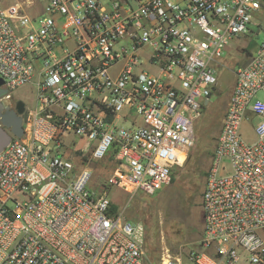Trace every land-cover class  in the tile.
<instances>
[{
	"label": "built area",
	"instance_id": "2783aa9c",
	"mask_svg": "<svg viewBox=\"0 0 264 264\" xmlns=\"http://www.w3.org/2000/svg\"><path fill=\"white\" fill-rule=\"evenodd\" d=\"M262 11L264 0H0V101L15 107L30 84L36 99L0 150V264H146L144 223L108 187L172 181L217 69ZM244 49L202 190L200 249L167 247L159 264H264V41ZM99 163L104 191L90 188Z\"/></svg>",
	"mask_w": 264,
	"mask_h": 264
},
{
	"label": "rangeland",
	"instance_id": "374dc122",
	"mask_svg": "<svg viewBox=\"0 0 264 264\" xmlns=\"http://www.w3.org/2000/svg\"><path fill=\"white\" fill-rule=\"evenodd\" d=\"M255 22L257 24L252 25L255 34L243 36L233 42L232 48L224 57V65L217 69L216 90L210 103L205 106L195 121V144L183 164L174 168L172 181L153 193L138 191L134 195H128L115 186L108 187L114 206L119 209L127 207L128 218L144 223L147 230L146 264H159L163 249L167 247L174 254L200 249L204 226L201 207L204 182L235 86L236 67L247 60L242 53V47L245 48L244 52H247L248 48L253 50L256 43L264 41V29L257 33L259 25L264 27V11ZM259 96L262 97V94ZM13 98L22 99L27 107L34 108L36 102L34 86L30 84L17 89ZM243 131L248 138H253L254 135L248 123L244 124ZM101 165L94 164L95 174L90 181L92 190L104 191L107 188L106 180L111 170ZM146 216L149 228L146 226Z\"/></svg>",
	"mask_w": 264,
	"mask_h": 264
},
{
	"label": "water",
	"instance_id": "95a60500",
	"mask_svg": "<svg viewBox=\"0 0 264 264\" xmlns=\"http://www.w3.org/2000/svg\"><path fill=\"white\" fill-rule=\"evenodd\" d=\"M3 83V79L0 78V97L7 93L6 89L1 87ZM208 103L209 99L206 101V104ZM26 109V102L22 99L16 101L15 107L3 105L0 107V150L9 142L11 133L18 137L23 135Z\"/></svg>",
	"mask_w": 264,
	"mask_h": 264
},
{
	"label": "trees",
	"instance_id": "16d2710c",
	"mask_svg": "<svg viewBox=\"0 0 264 264\" xmlns=\"http://www.w3.org/2000/svg\"><path fill=\"white\" fill-rule=\"evenodd\" d=\"M114 207H115V206H114ZM115 208H116V207H115ZM116 209H117V208H116ZM149 217H150V216H149ZM147 220H148V219H147V216H146V226H147V228H149V227H148V222H147ZM146 231H147V230H146ZM173 232H174V231H173ZM146 236H147V232H146Z\"/></svg>",
	"mask_w": 264,
	"mask_h": 264
},
{
	"label": "bare ground",
	"instance_id": "6f19581e",
	"mask_svg": "<svg viewBox=\"0 0 264 264\" xmlns=\"http://www.w3.org/2000/svg\"><path fill=\"white\" fill-rule=\"evenodd\" d=\"M28 111H30V108L28 107ZM26 120L28 119V114L25 115Z\"/></svg>",
	"mask_w": 264,
	"mask_h": 264
},
{
	"label": "flooded vegetation",
	"instance_id": "af4514ba",
	"mask_svg": "<svg viewBox=\"0 0 264 264\" xmlns=\"http://www.w3.org/2000/svg\"><path fill=\"white\" fill-rule=\"evenodd\" d=\"M3 105V103L0 101V107ZM12 107V106H11Z\"/></svg>",
	"mask_w": 264,
	"mask_h": 264
}]
</instances>
